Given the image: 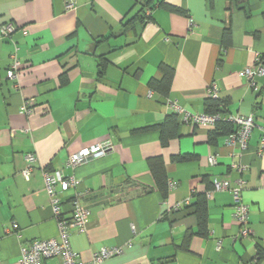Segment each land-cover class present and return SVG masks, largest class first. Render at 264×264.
Segmentation results:
<instances>
[{"label": "crops", "instance_id": "1", "mask_svg": "<svg viewBox=\"0 0 264 264\" xmlns=\"http://www.w3.org/2000/svg\"><path fill=\"white\" fill-rule=\"evenodd\" d=\"M68 1L75 7L66 9ZM146 1L0 0V23L17 26L0 37L1 264H19L23 245L58 236L45 171L78 180L60 194L63 214L70 215L76 190L90 208L86 229H70L83 261L118 245L122 252L100 264H264V75L254 77V88L242 74L264 54V0H149V19L124 27ZM12 54L20 61L17 81L6 74ZM161 65L172 69L167 94L150 86L164 76ZM211 83L223 111L254 115L246 149L229 145L225 134L209 142L211 127L180 115L174 132L162 126L169 100L204 112ZM106 138L113 147L104 155L66 166L69 154ZM27 153L36 156L28 179L21 174ZM221 177L232 186L243 181L247 236L230 192L208 195ZM200 196L205 235L197 232Z\"/></svg>", "mask_w": 264, "mask_h": 264}, {"label": "built area", "instance_id": "2", "mask_svg": "<svg viewBox=\"0 0 264 264\" xmlns=\"http://www.w3.org/2000/svg\"><path fill=\"white\" fill-rule=\"evenodd\" d=\"M75 7L74 1H68L65 5L66 9H72ZM17 26L13 22L0 23V37H8ZM12 60L7 69V78L17 81L18 71L20 67V61L15 54L11 55ZM242 74L247 79L248 84L251 87L256 88L254 77L256 75H264V62L256 58L252 65L244 67ZM210 96L215 97L216 84L211 83L208 88ZM32 101H26L22 105L21 109L24 112L30 111V104ZM168 108L171 112H175L180 115V118L185 122L193 123L194 125H207L212 127L218 121H227L235 125L234 131L227 135V143L229 145L238 147L244 150L248 146V140L251 131L256 126V121L253 114H229L227 112H202L192 113L183 109L176 100L168 101ZM259 145H264V126L260 127ZM113 143L110 138L103 139L98 143L84 147L74 153L68 155L66 160V166L76 167L80 164L86 163L91 159L104 155L108 150L112 149ZM27 161V167L21 171V174L28 179L32 166L36 162V156L34 153H27L25 155ZM209 162L215 163V155L211 154L208 157ZM240 171H244L243 165L239 166ZM44 189L48 195L50 205L54 218L57 222L58 236L48 239H34L29 243L23 245L20 250L19 264H46V259L57 258L59 261L55 264H100L104 259L120 254L122 252L121 246H101L93 252L89 261H83L78 252L72 249L70 243V229L77 228L80 231H84L89 221L90 208L84 204L80 197V193H74L71 199V212L69 216L63 214L61 209L60 194L68 190L69 188L76 189L78 180L73 176H63L59 172H43ZM242 180L238 179L235 185L230 184V180L227 177L214 178L212 180V190L208 195H212V191L227 190L230 192L234 202V216L240 225L239 232L242 236L251 234L252 230L248 227V207L243 203L241 199ZM172 188L174 183H168ZM121 196V195H120ZM132 230L134 228L132 227ZM1 262V261H0ZM1 264V263H0Z\"/></svg>", "mask_w": 264, "mask_h": 264}, {"label": "trees", "instance_id": "3", "mask_svg": "<svg viewBox=\"0 0 264 264\" xmlns=\"http://www.w3.org/2000/svg\"><path fill=\"white\" fill-rule=\"evenodd\" d=\"M164 7L168 9H175L166 3H162ZM150 9H151V4L148 1L144 2L140 9L136 12L135 15H133L131 18L127 19L124 21V27H127L132 23L133 21L139 20L140 23H143L149 19L150 16ZM176 10V9H175ZM228 30H226L227 34ZM259 59H261L264 62V54L259 56ZM164 72V76L160 81L157 80H152L150 81V86L153 88H156L163 94H167L169 88H170V83L172 79V69L166 65H161L160 66ZM220 103H222V100L217 99L216 97L208 96L205 100V111L207 113H212V112H222L223 110L220 108ZM31 108V107H30ZM225 112V111H223ZM177 113L171 112L168 114L166 117L164 123L162 124L163 127H169L173 126L170 132L167 133H172L174 132V127L177 125ZM235 125L231 122L227 121H218L215 123L214 126L211 127V131L209 133V142H213L214 139L218 134H225L226 136L234 131ZM167 139V136L164 132V136H162V141L164 142ZM159 160L154 159L152 162V167L155 166V163H158ZM155 162V163H154ZM154 165V166H153ZM157 168V167H156ZM161 168L157 169H152L153 173L155 174L156 178L158 179V182L161 183V181L165 178L163 170L161 171ZM196 204V215L198 219V227H197V232L199 234L205 235L206 234V197L205 196H200L197 199ZM191 231H188L186 237L191 235Z\"/></svg>", "mask_w": 264, "mask_h": 264}]
</instances>
